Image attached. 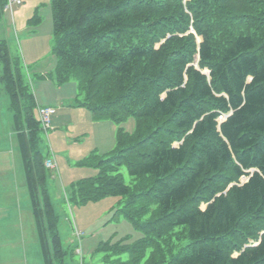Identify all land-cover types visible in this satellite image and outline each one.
Wrapping results in <instances>:
<instances>
[{
    "label": "trees",
    "instance_id": "1",
    "mask_svg": "<svg viewBox=\"0 0 264 264\" xmlns=\"http://www.w3.org/2000/svg\"><path fill=\"white\" fill-rule=\"evenodd\" d=\"M50 7L53 74L58 84L77 82L74 106L95 121L135 120L131 133L118 127L111 155L79 162L97 174L69 196L74 204L122 198L123 216L143 233L133 245L102 246L127 255L106 263L264 264V0ZM5 10L0 0V19ZM0 71L43 264H65L47 187L56 166L40 148L47 129L38 110L53 107L38 105L5 40Z\"/></svg>",
    "mask_w": 264,
    "mask_h": 264
},
{
    "label": "rangeland",
    "instance_id": "2",
    "mask_svg": "<svg viewBox=\"0 0 264 264\" xmlns=\"http://www.w3.org/2000/svg\"><path fill=\"white\" fill-rule=\"evenodd\" d=\"M21 1L20 7L11 11L7 8L3 12L0 40H5L11 47L12 56L19 58L21 72L38 105L51 106L56 111L47 131L42 130L40 134V148L56 166V170L49 172L47 187L58 216L62 245L67 252L65 264H107L108 255L111 261H126L125 253L112 256L101 249L104 245H133L144 238L120 211L124 200L105 197L95 202L74 204L69 201V196L76 182L97 174L95 168L80 166L79 162L93 151L104 157L111 155L115 150L118 127L131 133L135 129V120L130 117L119 126L109 120L95 121L90 111L74 106L75 99L82 101L77 82L72 79L58 84L53 74L56 60L52 53L50 0ZM19 8L22 9L20 16L16 12ZM4 99L8 101L0 80V149L9 148L10 157L1 159L0 154V264H43L12 112L9 105L5 106ZM122 174L129 183L125 169Z\"/></svg>",
    "mask_w": 264,
    "mask_h": 264
},
{
    "label": "built area",
    "instance_id": "3",
    "mask_svg": "<svg viewBox=\"0 0 264 264\" xmlns=\"http://www.w3.org/2000/svg\"><path fill=\"white\" fill-rule=\"evenodd\" d=\"M21 4L20 0H7V8L11 9L13 6H19ZM55 113V110L53 108H40L38 110L39 117L41 119L42 124L44 127H47L50 122L51 116ZM47 167L53 168L54 164L52 162L48 161L46 163Z\"/></svg>",
    "mask_w": 264,
    "mask_h": 264
},
{
    "label": "crops",
    "instance_id": "4",
    "mask_svg": "<svg viewBox=\"0 0 264 264\" xmlns=\"http://www.w3.org/2000/svg\"><path fill=\"white\" fill-rule=\"evenodd\" d=\"M22 9H18L16 12H18V16H20V11H21ZM25 31V30H24ZM20 34V33H19ZM11 49V47H9V50ZM14 53V52H13ZM11 55H14V54H11ZM3 98V97H2ZM4 101V104H5V106L6 105H8V101H7V99H4L3 100ZM3 101H1L2 103H3ZM2 115V113H1V108H0V116ZM8 149L9 148H7V149H0V151H2L0 154H2V156H1V159H7V158H10L9 157V151H8ZM8 152V154L6 155V153ZM9 168V167H8ZM4 169V168H3Z\"/></svg>",
    "mask_w": 264,
    "mask_h": 264
}]
</instances>
